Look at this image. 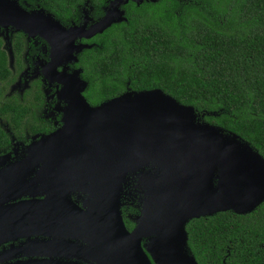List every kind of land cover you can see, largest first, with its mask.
Instances as JSON below:
<instances>
[{"label":"water","instance_id":"water-1","mask_svg":"<svg viewBox=\"0 0 264 264\" xmlns=\"http://www.w3.org/2000/svg\"><path fill=\"white\" fill-rule=\"evenodd\" d=\"M4 1L6 21L25 17L15 20L18 29L35 30L58 48L50 72L63 85L57 96L67 106L58 130L18 148L13 157L0 156V237L19 225L26 238L78 237L82 246L97 247L121 264H152L147 254L155 264H197L187 246L190 220L227 211L243 215L263 202L262 157L236 135L202 121L192 106L159 89L126 91L92 106L82 94L87 83L80 70L55 73L57 58L77 61L78 38L125 21L121 7L144 0H109L89 27L92 19L84 10L83 23L68 28L43 9L28 14L15 0ZM132 177L140 214L129 231L121 207Z\"/></svg>","mask_w":264,"mask_h":264},{"label":"trees","instance_id":"trees-1","mask_svg":"<svg viewBox=\"0 0 264 264\" xmlns=\"http://www.w3.org/2000/svg\"><path fill=\"white\" fill-rule=\"evenodd\" d=\"M43 9L61 25H79L82 11L93 20L109 0H17ZM125 21L95 35L79 67L92 106L126 91L161 90L192 106L202 121L236 135L264 160V0H154L121 7ZM9 74L0 53V80ZM1 96V90H0ZM28 109L0 101V117L19 129ZM31 130H43L40 126ZM10 151L0 126V156ZM126 227L132 224L124 217ZM187 246L200 264H258L244 260L264 245V200L247 214L231 211L192 219Z\"/></svg>","mask_w":264,"mask_h":264},{"label":"flooded vegetation","instance_id":"flooded-vegetation-1","mask_svg":"<svg viewBox=\"0 0 264 264\" xmlns=\"http://www.w3.org/2000/svg\"><path fill=\"white\" fill-rule=\"evenodd\" d=\"M15 1V5L28 14L36 11L28 5L23 6L17 0ZM5 8L6 1L0 0V53L5 57L9 70V74L0 80V101L11 100L28 109L19 129L20 137L16 131L11 130L10 124L12 122L0 117V126L9 138L10 151L6 154L13 157L18 148L21 149L29 145L30 141L38 140L42 135L53 133L62 126V110L67 106V101L58 99L57 94L63 85L53 81L54 76L50 72V69L53 68L51 55L58 48H54L35 30H31L32 34H29L21 28L18 29L15 20L22 22L21 20L24 21L25 17L17 15L16 19L6 21ZM83 12L84 10L79 25L83 23L85 18ZM88 16L92 20L88 22L87 27L96 21L89 14ZM74 25L77 24L71 26ZM32 29L37 28L34 26ZM94 38H78L74 43L81 49L78 50L79 52H74L75 55L73 53L77 61H67L69 57L57 58L54 65L55 73L69 76L75 70H80L79 76L83 79V69L78 66L80 63L79 56L85 50L96 47ZM82 94L86 99V89ZM33 125L40 126L43 130L33 131L30 128ZM17 143L19 147L15 148L13 145ZM131 199H124L121 207L123 221L125 217L132 224V228L128 229L124 221L125 227L129 231L135 227V217L140 214L138 201ZM70 200L83 207L81 200H78L75 195H71ZM19 229L17 231L6 229L2 234L3 236L0 237V264H121L117 259L97 247L87 249L82 246L84 242L78 237L61 233L38 235L35 233L30 238L28 237L32 243L26 245L28 238L25 237V229ZM213 250H226L224 256L215 257L221 261L220 264H223V260L230 257V249L228 248H214ZM244 250L245 253L241 257L245 261L252 259L258 264H264V245L255 254L250 253L251 249L246 248ZM147 255L151 263L155 264L150 255ZM190 255L194 257L197 264H200L194 254L190 252Z\"/></svg>","mask_w":264,"mask_h":264},{"label":"rangeland","instance_id":"rangeland-1","mask_svg":"<svg viewBox=\"0 0 264 264\" xmlns=\"http://www.w3.org/2000/svg\"><path fill=\"white\" fill-rule=\"evenodd\" d=\"M36 10H39V9H36ZM84 10H87L89 12V9L85 8ZM75 55V53H74ZM201 121H199V117H197V114H196V123L200 124ZM226 141L228 142V140L226 139ZM33 141H30V143H32ZM15 148H18L19 147V144L17 143L16 145H13ZM131 182L129 185H127L126 187H124V193H126L125 196V199L128 200V199H131V200H136L138 201L140 195L139 193L134 189V186H135V180H134V177L131 178ZM18 201V200H16ZM15 202V201H14ZM128 202V201H127Z\"/></svg>","mask_w":264,"mask_h":264},{"label":"bare ground","instance_id":"bare-ground-1","mask_svg":"<svg viewBox=\"0 0 264 264\" xmlns=\"http://www.w3.org/2000/svg\"><path fill=\"white\" fill-rule=\"evenodd\" d=\"M59 180H60V177H59V176H55V177H54V181H55V183H57ZM13 230H14V231L20 230V229H19V225H17V227H15ZM13 230H12V231H13Z\"/></svg>","mask_w":264,"mask_h":264}]
</instances>
